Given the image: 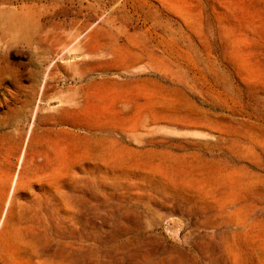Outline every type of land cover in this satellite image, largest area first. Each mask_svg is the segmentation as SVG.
Listing matches in <instances>:
<instances>
[{"label": "rangeland", "instance_id": "rangeland-1", "mask_svg": "<svg viewBox=\"0 0 264 264\" xmlns=\"http://www.w3.org/2000/svg\"><path fill=\"white\" fill-rule=\"evenodd\" d=\"M152 1L70 67L0 2V264H264V0Z\"/></svg>", "mask_w": 264, "mask_h": 264}, {"label": "crops", "instance_id": "crops-1", "mask_svg": "<svg viewBox=\"0 0 264 264\" xmlns=\"http://www.w3.org/2000/svg\"><path fill=\"white\" fill-rule=\"evenodd\" d=\"M23 1L25 0H0V2ZM113 1L119 0H42V54L53 51L56 57L53 65L56 62L65 67L74 65L80 57L77 50L78 42L85 40L88 43L94 27L108 17L106 9ZM133 12L125 10L123 13L126 17L134 18ZM118 14L120 13L115 12L112 15L121 16ZM95 18L99 19L96 21ZM112 27L117 29V33L130 34L119 23ZM85 56L87 55L82 54V57ZM63 78L64 82L68 83L74 80L70 74Z\"/></svg>", "mask_w": 264, "mask_h": 264}, {"label": "bare ground", "instance_id": "bare-ground-1", "mask_svg": "<svg viewBox=\"0 0 264 264\" xmlns=\"http://www.w3.org/2000/svg\"><path fill=\"white\" fill-rule=\"evenodd\" d=\"M154 1H155V0H154ZM154 1H152V2L154 3ZM154 7H155V6H154ZM101 33H102V32H101ZM105 36H107V35H105ZM98 37H99V36H98ZM98 37H96V38H98ZM107 37H108V36H107ZM104 38H106V37H104ZM100 39H101V38H100ZM106 40H108V39H106ZM96 41H97V42H95V43H98V39H97ZM99 41H100V40H99ZM101 41L104 42L105 40H104V41L101 40ZM110 42H111V41H110ZM99 43H100V42H99ZM105 43H106V42H105ZM97 46H99V45L97 44ZM104 46H105V45H104ZM103 48H104V47H103ZM125 48H126V47H125ZM98 49H100V48H98ZM109 50H110V49H109ZM104 51H106V50H104ZM111 51H112V50H111ZM113 51H115V50H113ZM113 51H112V53H113L114 55H112V56H115V53H114ZM121 51H124V50H121ZM127 51H128V50H127ZM134 51H135V50H134ZM124 52H126V51H124ZM112 53H111V54H112ZM116 53H117V52H116ZM126 53H127V52H126ZM131 54H132V51H131ZM70 55H73V54H70ZM116 55H117V54H116ZM76 56H77V55H76ZM80 56H82V54H80ZM67 57H69V56H67ZM77 57H78V56H77ZM77 57H76V58H77ZM119 58H121V57H119ZM146 60H147V59H146ZM94 61H95V60H94ZM94 61H93V62H94ZM103 61L105 62V60H103ZM119 61H121V60H119ZM89 62H91V61H89ZM97 62H98V61H97ZM101 62H102V61H101ZM101 62H98V63H101ZM106 62H107V61H106ZM111 62H112V59H111ZM121 62H122V61H121ZM125 62H127V61H125ZM102 63H103V62H102ZM107 63H109V62H107ZM107 63H106V64H107ZM121 64H122V63H121ZM100 65H101V64H100ZM102 65L105 66V64H102ZM92 66H93V64H92ZM96 66H97V64H96ZM96 66H95V67H96ZM106 66H107V68H108L106 71H108V70H109V67H108V66H112V65H110V63H109V64L106 65ZM101 67H102V66H101ZM101 67H100V68H101ZM91 69H92V68H91ZM93 69H94V68H93ZM101 69L104 70V67L101 68ZM110 69H111V68H110ZM119 69H121V68H119ZM95 70H96V69H95ZM116 70H117V69H116ZM91 71H92V70H91ZM96 71H97V70H96ZM117 75H119V74H117ZM110 81L113 82V80H111V79H110ZM106 82H108V81H105V83H106ZM125 82H126V81H125ZM129 82H131V80H130ZM113 83H114V82H113ZM113 83H111V84H113ZM117 83H118V82H117ZM119 83H120V82H119ZM122 83H123V82H122ZM115 84H116V83H115ZM120 84H121V83H120ZM120 84H119V85H120ZM121 85H122V84H121ZM34 112H35V111H34Z\"/></svg>", "mask_w": 264, "mask_h": 264}]
</instances>
